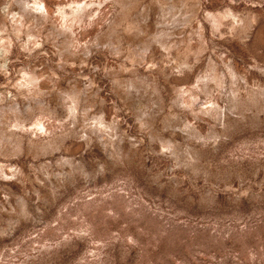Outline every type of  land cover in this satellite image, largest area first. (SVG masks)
<instances>
[{
  "label": "rangeland",
  "instance_id": "1",
  "mask_svg": "<svg viewBox=\"0 0 264 264\" xmlns=\"http://www.w3.org/2000/svg\"><path fill=\"white\" fill-rule=\"evenodd\" d=\"M0 264H264V0H0Z\"/></svg>",
  "mask_w": 264,
  "mask_h": 264
}]
</instances>
